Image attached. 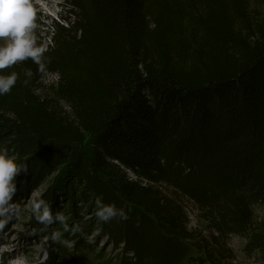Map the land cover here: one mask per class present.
<instances>
[{"label":"trees","instance_id":"1","mask_svg":"<svg viewBox=\"0 0 264 264\" xmlns=\"http://www.w3.org/2000/svg\"><path fill=\"white\" fill-rule=\"evenodd\" d=\"M66 4L76 20L51 25L44 70L31 59L3 70L18 80L0 96V149L34 156L40 172L52 149L95 182L108 169L124 205L172 232L185 233L179 199L188 196L215 233L184 264H219L231 233L252 232L249 246L263 248L264 214L255 219L253 207L264 208V14L251 0ZM53 72L63 114L36 93ZM86 138L87 152L70 148ZM59 252L39 264H68Z\"/></svg>","mask_w":264,"mask_h":264},{"label":"rangeland","instance_id":"2","mask_svg":"<svg viewBox=\"0 0 264 264\" xmlns=\"http://www.w3.org/2000/svg\"><path fill=\"white\" fill-rule=\"evenodd\" d=\"M49 1L50 6L46 5L45 0H41L42 9L34 7L37 43L45 48L50 44L48 37L52 31L51 25L59 22L70 26L76 20L74 14L69 13L66 0ZM251 4L264 14V0H251ZM58 78V72L46 74L36 93L50 100L54 109L63 114L69 108L58 102L52 90ZM89 141L86 138L70 145V148L87 152L90 149ZM5 149L18 163L25 164L29 173H21L16 177L18 190L13 199L21 207L20 215L0 231V260H3V264L44 263L49 259L50 252L59 255V249L62 247L67 252L68 264H184L189 258L203 256V251L198 249L197 242L201 237H210V234L215 233L209 227V220L203 217L197 203L188 196H181L179 199L185 214V233L172 232L157 227L151 221H146L139 211L124 205L120 197L109 189L111 174L108 169L96 173L95 176L99 181L95 182L89 175L81 173V169L78 171L73 169L71 173L69 170L72 161L68 159V153L52 149L51 155L46 158L52 163L51 166L48 170L40 172V168L33 169L31 164L29 165V161H35L34 156H20L15 147H5ZM262 165L264 168V161ZM32 171L36 176L28 181ZM127 174L132 179L136 178L130 171ZM92 182L96 186L100 184L99 182L102 183L97 189ZM153 183L161 187L167 186V183L161 179ZM21 186H24L23 191L19 192ZM170 188L175 190L173 186ZM47 193L50 194L48 203L53 214L57 212L64 214L69 224L70 231L64 232L62 236V240L66 243L54 242L51 239L54 231H63L61 224L56 223L42 230L44 226L37 225L31 211L32 201L41 199ZM98 198L103 202L106 200L107 204H114L117 208L124 209L128 219L100 221L96 217ZM253 210L255 219L263 218V207L255 204ZM251 235L252 232L247 237L227 234L222 242L230 255L219 259L218 263L264 264V247L249 246L250 238L253 239ZM263 236L264 230L259 233L256 240Z\"/></svg>","mask_w":264,"mask_h":264},{"label":"clouds","instance_id":"3","mask_svg":"<svg viewBox=\"0 0 264 264\" xmlns=\"http://www.w3.org/2000/svg\"><path fill=\"white\" fill-rule=\"evenodd\" d=\"M36 28V9L32 0H0V96L9 93L18 80L17 73L4 74V69L31 59L41 71L44 70L43 57L47 49L38 45ZM28 83L24 80L26 86ZM21 173L28 174V167L9 156L6 149H0V231L20 215L21 207L13 197L18 190L16 177ZM96 208V217L102 222L128 219L124 209L105 204L100 198L96 201ZM31 211L35 220L44 226L42 230L56 223L61 224L63 231H54L51 239L66 243L62 236L70 231V227L64 214H53L50 204L44 199H34Z\"/></svg>","mask_w":264,"mask_h":264},{"label":"bare ground","instance_id":"4","mask_svg":"<svg viewBox=\"0 0 264 264\" xmlns=\"http://www.w3.org/2000/svg\"><path fill=\"white\" fill-rule=\"evenodd\" d=\"M41 0H32L33 2V6L34 7H37L39 9H42L41 8V3H40ZM46 1V5H49L50 4V1L49 0H45ZM43 4V3H42ZM50 6V5H49ZM44 8V7H43Z\"/></svg>","mask_w":264,"mask_h":264},{"label":"built area","instance_id":"5","mask_svg":"<svg viewBox=\"0 0 264 264\" xmlns=\"http://www.w3.org/2000/svg\"><path fill=\"white\" fill-rule=\"evenodd\" d=\"M50 43V42H49Z\"/></svg>","mask_w":264,"mask_h":264}]
</instances>
